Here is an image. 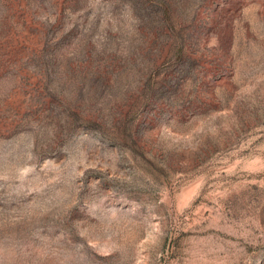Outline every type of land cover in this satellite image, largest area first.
<instances>
[{
    "label": "rangeland",
    "instance_id": "374dc122",
    "mask_svg": "<svg viewBox=\"0 0 264 264\" xmlns=\"http://www.w3.org/2000/svg\"><path fill=\"white\" fill-rule=\"evenodd\" d=\"M0 264H264V0H0Z\"/></svg>",
    "mask_w": 264,
    "mask_h": 264
}]
</instances>
